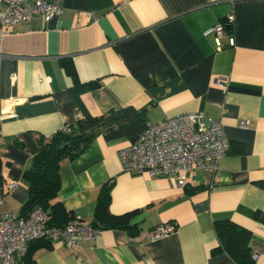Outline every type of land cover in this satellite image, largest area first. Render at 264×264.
I'll return each mask as SVG.
<instances>
[{
    "label": "crops",
    "instance_id": "obj_1",
    "mask_svg": "<svg viewBox=\"0 0 264 264\" xmlns=\"http://www.w3.org/2000/svg\"><path fill=\"white\" fill-rule=\"evenodd\" d=\"M229 17L234 46L223 36L217 51L209 30ZM65 59L80 83L95 88L75 98ZM120 108L145 110L147 124L200 114L220 125L230 151L178 187L123 172L117 153L131 140L117 125L106 127L76 159L60 163L56 202L69 221L90 225L108 184L110 214L138 211L139 230H102L74 250L37 241L48 247L35 249L33 263L234 264L211 254L214 224L230 221L251 233L253 260L264 264V222L255 219L264 216V0H64L59 21L0 25V213L20 215L23 174L39 138L86 115L107 122ZM165 224L176 231L152 239Z\"/></svg>",
    "mask_w": 264,
    "mask_h": 264
},
{
    "label": "built area",
    "instance_id": "obj_2",
    "mask_svg": "<svg viewBox=\"0 0 264 264\" xmlns=\"http://www.w3.org/2000/svg\"><path fill=\"white\" fill-rule=\"evenodd\" d=\"M64 0H7L0 11V25L6 28L34 19L43 22L59 21ZM229 17L211 30L217 51L224 48L223 36L234 46L232 35L227 34ZM218 82H216L217 84ZM242 123L241 127H245ZM230 143L218 123L204 122L197 113L182 114L148 124L130 145L118 151L123 172L146 174L149 178H167L178 187H184L186 176L197 169L212 170L218 160L228 154ZM14 184L7 185V190ZM5 192L0 186V206ZM47 212L37 207L26 217L13 211L0 213V264H25L29 245L37 241L60 243L68 250L78 249L81 242H92L100 230L72 219L61 228L47 226ZM176 231L175 224L158 225L150 233L152 239H161ZM253 259L256 256H252Z\"/></svg>",
    "mask_w": 264,
    "mask_h": 264
},
{
    "label": "trees",
    "instance_id": "obj_3",
    "mask_svg": "<svg viewBox=\"0 0 264 264\" xmlns=\"http://www.w3.org/2000/svg\"><path fill=\"white\" fill-rule=\"evenodd\" d=\"M227 34L233 33V27L227 25ZM61 68L71 79V92L76 98L79 94L95 88L94 83L82 84L79 82L71 60H62ZM104 117L92 118L84 116L74 127H65L57 130L47 139H38V152L33 157L30 167L24 172L23 180L27 185V199L20 210L19 217H26L34 208H41L49 216L48 227H64L68 221V214L56 202L59 191L60 163L64 160H74L81 155L97 135L106 127L117 125L131 142L147 127L145 110L120 108L115 112L113 119L102 122ZM99 124V125H98ZM97 125V126H96ZM83 131L82 133H80ZM110 186L104 185L96 199L91 228L96 230H120L135 234L139 230L133 222L138 211L129 212L120 216L111 215ZM256 220L264 222V216L259 214ZM218 241L217 248L212 255L226 254L234 264H255L249 249L251 233L230 221L217 222L213 226ZM48 247L43 242H34L29 245L24 259L25 264H34L32 254L39 246Z\"/></svg>",
    "mask_w": 264,
    "mask_h": 264
}]
</instances>
